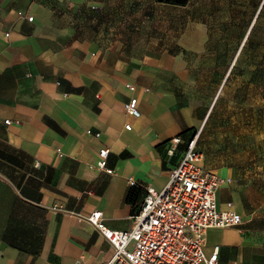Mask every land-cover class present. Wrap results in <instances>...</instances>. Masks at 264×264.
I'll list each match as a JSON object with an SVG mask.
<instances>
[{"label": "crops", "instance_id": "obj_1", "mask_svg": "<svg viewBox=\"0 0 264 264\" xmlns=\"http://www.w3.org/2000/svg\"><path fill=\"white\" fill-rule=\"evenodd\" d=\"M193 1L0 0V264L104 263L114 247L91 213L130 230L200 127L204 164L224 181L218 208L242 216L207 231L205 255L218 246L217 264H264V172L202 143L232 46ZM104 147L112 174L96 167Z\"/></svg>", "mask_w": 264, "mask_h": 264}, {"label": "built area", "instance_id": "obj_2", "mask_svg": "<svg viewBox=\"0 0 264 264\" xmlns=\"http://www.w3.org/2000/svg\"><path fill=\"white\" fill-rule=\"evenodd\" d=\"M27 19L32 21L34 17ZM127 87L136 91L133 83ZM125 110L134 117L141 116L136 95L126 101ZM125 127L131 129L132 125ZM202 130L203 127L197 129L188 141L166 186L161 190L147 186L143 201L132 215L130 230L109 228L103 221L102 210L91 213L88 220L114 247L111 257L102 264H217L218 246L209 257L204 252L207 231L236 226L242 222V216L218 208L217 191L224 181L204 164L205 154L198 147ZM87 133L93 131L89 129ZM180 142V136L171 139L169 154L174 153ZM108 155L109 148H102L96 167L112 174L114 170L107 166ZM130 184L135 185V181L130 180Z\"/></svg>", "mask_w": 264, "mask_h": 264}, {"label": "rangeland", "instance_id": "obj_3", "mask_svg": "<svg viewBox=\"0 0 264 264\" xmlns=\"http://www.w3.org/2000/svg\"><path fill=\"white\" fill-rule=\"evenodd\" d=\"M198 1L193 12L214 20L211 28L230 34L232 46L229 63L224 49L225 74L202 143L214 156L238 165L248 161L264 172V0Z\"/></svg>", "mask_w": 264, "mask_h": 264}, {"label": "trees", "instance_id": "obj_4", "mask_svg": "<svg viewBox=\"0 0 264 264\" xmlns=\"http://www.w3.org/2000/svg\"><path fill=\"white\" fill-rule=\"evenodd\" d=\"M159 2H164V3H169V4H174V5H180V6H185L189 3V0H157ZM188 143V142H187ZM136 187L135 185L132 186V188ZM139 206H137L136 210L138 209Z\"/></svg>", "mask_w": 264, "mask_h": 264}]
</instances>
